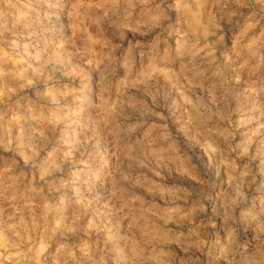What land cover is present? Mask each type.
<instances>
[{
    "label": "rangeland",
    "instance_id": "1",
    "mask_svg": "<svg viewBox=\"0 0 264 264\" xmlns=\"http://www.w3.org/2000/svg\"><path fill=\"white\" fill-rule=\"evenodd\" d=\"M0 264H264V0H0Z\"/></svg>",
    "mask_w": 264,
    "mask_h": 264
}]
</instances>
